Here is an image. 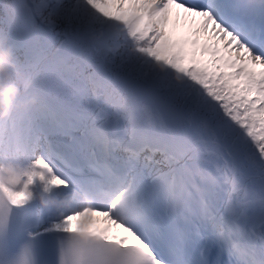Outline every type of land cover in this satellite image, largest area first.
<instances>
[{
    "label": "snow or ice",
    "instance_id": "snow-or-ice-1",
    "mask_svg": "<svg viewBox=\"0 0 264 264\" xmlns=\"http://www.w3.org/2000/svg\"><path fill=\"white\" fill-rule=\"evenodd\" d=\"M5 35L43 103L0 157L75 193L60 264H264V0H0Z\"/></svg>",
    "mask_w": 264,
    "mask_h": 264
},
{
    "label": "clouds",
    "instance_id": "clouds-1",
    "mask_svg": "<svg viewBox=\"0 0 264 264\" xmlns=\"http://www.w3.org/2000/svg\"><path fill=\"white\" fill-rule=\"evenodd\" d=\"M42 103L43 98L32 87L30 79L18 72L13 46L8 37L0 36V119L7 118L11 113L37 109ZM28 168V163L0 157V196H4L2 191L4 188L11 191H25L28 200L36 199L41 205L53 204L61 207L75 195V193L62 192L42 182L34 189L26 188ZM7 264H23L22 255Z\"/></svg>",
    "mask_w": 264,
    "mask_h": 264
},
{
    "label": "bare ground",
    "instance_id": "bare-ground-1",
    "mask_svg": "<svg viewBox=\"0 0 264 264\" xmlns=\"http://www.w3.org/2000/svg\"><path fill=\"white\" fill-rule=\"evenodd\" d=\"M39 184H40V182L37 181V182H35V183L33 184V186L38 187ZM53 223H57V224H58V227H57V228H59V229H63L62 224H61L58 220L53 221ZM72 223H73V226L75 227L77 222H76V221H73Z\"/></svg>",
    "mask_w": 264,
    "mask_h": 264
},
{
    "label": "rangeland",
    "instance_id": "rangeland-1",
    "mask_svg": "<svg viewBox=\"0 0 264 264\" xmlns=\"http://www.w3.org/2000/svg\"><path fill=\"white\" fill-rule=\"evenodd\" d=\"M60 222H61V220H60Z\"/></svg>",
    "mask_w": 264,
    "mask_h": 264
}]
</instances>
